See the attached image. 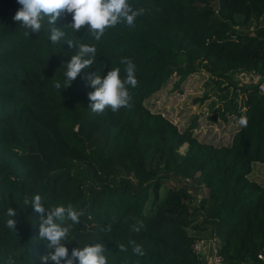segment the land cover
Returning a JSON list of instances; mask_svg holds the SVG:
<instances>
[{
	"label": "trees",
	"instance_id": "1",
	"mask_svg": "<svg viewBox=\"0 0 264 264\" xmlns=\"http://www.w3.org/2000/svg\"><path fill=\"white\" fill-rule=\"evenodd\" d=\"M129 3L145 9L134 27L120 23L98 42L87 30L65 27L60 46L50 42L46 22L25 35L12 19L21 5L0 0V264H40L39 217L24 205L37 194L45 208L83 211L65 244L69 255L102 243L108 264H209L193 245L215 236L220 264H264V185L252 178L255 164H264V94L253 82L238 87L228 78L264 77V0ZM71 21L64 13L55 26ZM81 43L96 46L94 64L56 89ZM122 57L136 65L132 106L94 129L101 114L89 107L87 77L118 67L124 79ZM202 72L199 102L210 100V122H230L226 141L200 139L195 119L180 129L145 104L171 78L178 89ZM242 115L246 128L238 125ZM8 207L17 212L15 233L6 227ZM129 240L145 254L134 255ZM121 243L128 251L118 250Z\"/></svg>",
	"mask_w": 264,
	"mask_h": 264
},
{
	"label": "clouds",
	"instance_id": "2",
	"mask_svg": "<svg viewBox=\"0 0 264 264\" xmlns=\"http://www.w3.org/2000/svg\"><path fill=\"white\" fill-rule=\"evenodd\" d=\"M21 7L16 11L12 19L25 29V35L29 33H40L45 27V22L50 26L49 40L52 44H60L66 37L65 27L71 28L73 33H78L81 29L87 30L91 37L97 42L101 40L107 29L114 28L120 23H126L129 27L135 26L137 17L145 13L144 8L134 9L129 0H17ZM71 14L72 21L61 28L55 26V22L62 14ZM69 47L77 44L72 40H67ZM61 46V44H60ZM79 52L71 56L66 63L67 69L64 72L62 82L57 81L54 85L56 89H67L75 79L95 61L96 46L81 43L78 45ZM120 63L125 65L126 77L121 78L120 68L110 69L106 75L99 76L95 73L88 75V84L94 90L88 93L91 101L92 112L102 114L106 108L113 112L121 107L130 108L132 106V96L128 86L135 88L138 81L135 76L136 65L127 57H122ZM240 128L248 126L247 116H240L238 120ZM31 204L38 214V239L43 242L45 253L38 257L40 264H108L105 255L107 252L105 245L96 243L94 245L75 247L69 250L65 246L69 238L73 225L80 223V217L84 214L82 210H75L72 205L54 206L45 208V201L37 194L31 198L25 197V207ZM6 215V227L15 233L17 212L8 207ZM71 221L70 224H66ZM66 225V226H65ZM110 231L111 225L106 226ZM134 231H139L134 228ZM131 251L134 255L143 256L145 254L142 245L135 240H129ZM54 251H51L53 250ZM120 252L128 251L123 244L118 245ZM9 264H13L9 258Z\"/></svg>",
	"mask_w": 264,
	"mask_h": 264
},
{
	"label": "rangeland",
	"instance_id": "3",
	"mask_svg": "<svg viewBox=\"0 0 264 264\" xmlns=\"http://www.w3.org/2000/svg\"><path fill=\"white\" fill-rule=\"evenodd\" d=\"M207 74L195 73L187 78V80L178 87V89L173 88V84L177 76L168 80V84L164 86L157 93L153 94L150 98L145 100V104L148 108L153 111H159L163 113L166 117L171 119L180 129L188 126L194 119L196 122V132L195 134L203 140L217 143L223 139L226 141L228 138V131L232 128L229 126L230 122H220L219 124H214L207 119V103L210 100L204 102H199L202 97L203 85L206 81ZM229 81L238 85V87L251 84V75L245 74L243 72H234L228 75ZM211 91H216L218 89L217 85L210 86ZM120 110V109H119ZM119 110L113 112L110 108H106L104 113L99 116V121L94 129H97L110 122L119 113ZM91 130L86 131L84 137L90 134ZM181 152L185 151V146L181 147ZM252 178L259 181L264 185V164L256 165L252 171ZM192 206L198 202V197L196 195ZM205 236V235H204ZM206 237V236H205ZM202 238H204L202 236ZM206 260L205 257H202Z\"/></svg>",
	"mask_w": 264,
	"mask_h": 264
},
{
	"label": "built area",
	"instance_id": "4",
	"mask_svg": "<svg viewBox=\"0 0 264 264\" xmlns=\"http://www.w3.org/2000/svg\"><path fill=\"white\" fill-rule=\"evenodd\" d=\"M251 82L257 85L260 93L264 94V77L251 75ZM194 251L201 257H205L209 264H220L221 255L219 254V242L215 236L201 238L193 245ZM264 260V255H259Z\"/></svg>",
	"mask_w": 264,
	"mask_h": 264
}]
</instances>
